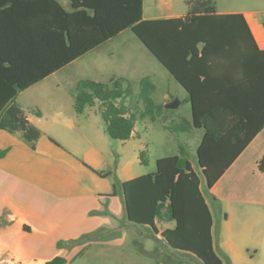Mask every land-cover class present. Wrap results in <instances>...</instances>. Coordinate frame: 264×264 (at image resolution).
Returning a JSON list of instances; mask_svg holds the SVG:
<instances>
[{
    "label": "trees",
    "instance_id": "obj_1",
    "mask_svg": "<svg viewBox=\"0 0 264 264\" xmlns=\"http://www.w3.org/2000/svg\"><path fill=\"white\" fill-rule=\"evenodd\" d=\"M185 2L189 9L184 17L144 19L143 0H71V11L56 0H0V129L19 134L35 147L42 131L17 103L19 92L131 29L187 90L193 121H183L173 130L205 129L196 151L197 165L211 188L253 136L246 135L241 143L238 137L258 110L262 84L253 82V72L262 78L264 56L252 57L246 64L251 71L247 82H227L237 74L236 62L225 74L222 67L255 44L244 15L218 13L214 0ZM53 7L60 14L52 19L47 10ZM125 79L114 78L112 83L82 79L75 94L78 113L100 101L107 133L123 141L132 137L139 117L155 119L156 112L163 111L152 97L156 85L149 77L140 80L144 104L140 114L118 103L133 93L131 85L123 86ZM6 153L0 149V158ZM140 156L146 162L145 150ZM156 164L155 172L125 182L116 179L111 195L120 189L128 220L150 227L166 245L193 254L203 264H224L214 248L213 216L201 189V175L187 151L161 157ZM263 164L262 160L261 170ZM93 171L101 177L110 175ZM165 218L175 226L160 232L156 220ZM66 263L62 255L46 262Z\"/></svg>",
    "mask_w": 264,
    "mask_h": 264
},
{
    "label": "crops",
    "instance_id": "obj_2",
    "mask_svg": "<svg viewBox=\"0 0 264 264\" xmlns=\"http://www.w3.org/2000/svg\"><path fill=\"white\" fill-rule=\"evenodd\" d=\"M56 1L66 11L72 10L71 0ZM188 9L185 0H143L144 19L184 17ZM47 11L52 19L60 14L54 7ZM217 12L242 13L249 25L255 44L250 45L247 54L238 55L222 67L225 74L229 64L236 62L237 74L227 82H247L251 71L246 64L252 57L264 56L260 52L264 51V9H217ZM79 58L19 92L16 98L30 121L42 129L35 147L19 134L0 129V149H7L6 155L0 158V264H46L57 255L67 259L66 249L56 245H69L84 241L99 232L111 231L118 227V219L124 220L128 228L136 226L126 217L124 196L120 189L116 195H111L113 187L108 188L104 181L108 176L101 177L93 171H103L109 162L103 149L97 147L91 138L83 134L79 138L75 133L86 126L83 124L80 127L77 115L73 119L59 118L61 114L56 112L52 129L44 130V112L27 108L19 101L21 93L49 80ZM262 71V78H256L258 71L253 72V82L257 80V84H262L258 110L250 122L244 123L238 137L241 143L246 135L253 136L217 182L208 188L210 198L226 207L220 220H215L210 200L201 186L213 216L214 248L224 264H256L254 260L257 256H261L264 261V227H260V221L251 217L236 219L233 216L236 211L241 217L255 216L252 213L254 206H264V170L260 169V162H264V69ZM171 99L173 94L165 92L164 102L168 103ZM75 112L78 113L76 109ZM52 131H72V146L60 145ZM138 135L136 125L132 137ZM75 137H78L77 142L85 140L82 150L75 148L72 139ZM230 142L234 140L231 138ZM116 173L120 182L146 174H137L132 162L120 163ZM156 224L161 232L174 227L175 221L158 219ZM158 237H161L160 233ZM32 240L49 245L53 250L51 256L35 258L31 246L27 244Z\"/></svg>",
    "mask_w": 264,
    "mask_h": 264
},
{
    "label": "rangeland",
    "instance_id": "obj_3",
    "mask_svg": "<svg viewBox=\"0 0 264 264\" xmlns=\"http://www.w3.org/2000/svg\"><path fill=\"white\" fill-rule=\"evenodd\" d=\"M183 2V0H180ZM219 11L231 9H264V0H214ZM126 78L123 86L131 85L133 93L124 102L130 111L140 114L144 110L140 99V80L149 77L155 85L153 99L163 105L162 113L156 112L155 119L151 116L139 117L136 125L138 136L126 141L110 137L102 117V103L96 100L95 105L87 106L82 113L75 112L76 87L80 80L91 79L98 82L112 83L114 78ZM164 65L152 54L144 43L131 29L108 40L98 48L79 58L70 66L57 73L44 83L31 88L19 96V101L27 108H36L44 112V130L52 129V120L56 112L59 118L78 117L80 131L75 133L91 138L97 147L104 151L109 162L103 171L110 174L105 179L108 188H112L117 179L116 168L126 162L133 163L137 174L155 172L157 159L180 154L182 149L187 151L188 158L194 163L201 175L202 187L210 200L216 221L226 210L210 198L204 175L197 165V146L201 142L204 129L194 127L188 130H173V127L187 121L192 123V107L188 92L177 81ZM171 92L173 99L180 102L176 108H166L165 92ZM42 130V129H41ZM55 132V131H52ZM60 145L72 146L70 133L55 132ZM74 134V133H73ZM75 148L82 150L85 140L77 142ZM82 137V136H81ZM145 150L146 162L141 161V152ZM137 158V162L134 158ZM255 216L241 217L238 211L234 218H253L260 221L264 227V206H254ZM119 220L118 227L107 232H99L84 241L72 244H59L58 248L66 249L68 264H203L191 253L173 249L154 237L152 229L146 225L136 224L128 228L124 220ZM35 258L48 257L53 253L49 245L38 244L35 240L28 241ZM256 264H264L261 256L254 260ZM228 264V263H227Z\"/></svg>",
    "mask_w": 264,
    "mask_h": 264
},
{
    "label": "water",
    "instance_id": "obj_4",
    "mask_svg": "<svg viewBox=\"0 0 264 264\" xmlns=\"http://www.w3.org/2000/svg\"><path fill=\"white\" fill-rule=\"evenodd\" d=\"M146 47H147V46H146ZM179 102H180V101H179L178 99H174V100H172V101L166 103V104H165V107H166V108H176V107L178 106Z\"/></svg>",
    "mask_w": 264,
    "mask_h": 264
}]
</instances>
